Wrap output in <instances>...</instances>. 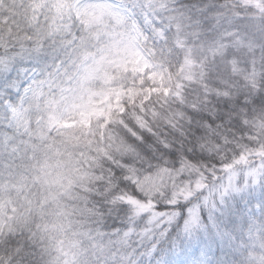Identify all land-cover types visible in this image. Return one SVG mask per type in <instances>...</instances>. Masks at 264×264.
Wrapping results in <instances>:
<instances>
[{
    "label": "snow or ice",
    "instance_id": "snow-or-ice-1",
    "mask_svg": "<svg viewBox=\"0 0 264 264\" xmlns=\"http://www.w3.org/2000/svg\"><path fill=\"white\" fill-rule=\"evenodd\" d=\"M101 2L108 10L109 30L116 25L143 37L141 54L151 64L146 76L163 71L158 62L173 55V39L184 22L203 14L199 5L185 0ZM78 24L74 20L72 30L61 38L64 43L52 39L47 47L0 64V162L7 164L28 152L25 138L31 137L16 130L12 113L28 106L30 115H42L46 95L54 96L53 85L63 83L74 67L69 63L73 53L93 46L91 32L97 29L86 31ZM150 83L146 80L142 87ZM210 99L216 100L214 109H188L191 118L169 134L129 117L127 99H121L104 132L110 142L123 137L131 155L107 161L89 188L80 190L85 198L77 207L87 236L81 238L74 264H264V136L245 123L264 109V75L255 94L242 92L234 103ZM160 168L167 171L170 186L153 195L144 190V181ZM221 172L228 178L226 185ZM129 197L141 206L135 208ZM228 200L234 202L235 215L242 216L255 204L259 216L250 212L240 223L233 218L231 227L220 231L217 213L228 209ZM213 244L221 247L213 252ZM222 250L225 259H208Z\"/></svg>",
    "mask_w": 264,
    "mask_h": 264
},
{
    "label": "trees",
    "instance_id": "trees-1",
    "mask_svg": "<svg viewBox=\"0 0 264 264\" xmlns=\"http://www.w3.org/2000/svg\"><path fill=\"white\" fill-rule=\"evenodd\" d=\"M185 3L199 5L203 14L186 20L173 39L171 92L152 94L129 108V117L145 126L154 125L158 133L178 131L191 118L188 109L199 110L202 105H206L204 111L214 109L216 100L211 97L234 103L242 92L255 94L264 75V0ZM6 17L0 5V64L13 55L51 43L42 25L34 28L28 13L20 18L25 30L31 32L28 40L5 34L2 25ZM234 17L251 24L246 39L223 38ZM245 123L253 133L264 136V109L257 110ZM25 143L27 155L22 151L14 161L0 162V264H74L81 238L87 236L77 207L85 198L80 190L89 188L98 178L96 172L106 169L107 161L131 155L130 149L123 137L118 142L107 139L105 150L85 147L78 152L52 148L39 139L26 137ZM5 201L12 202L2 208ZM224 221L225 212L217 213L220 231L228 230ZM211 247L216 252L221 246ZM226 257L227 252L222 250L208 259Z\"/></svg>",
    "mask_w": 264,
    "mask_h": 264
},
{
    "label": "rangeland",
    "instance_id": "rangeland-1",
    "mask_svg": "<svg viewBox=\"0 0 264 264\" xmlns=\"http://www.w3.org/2000/svg\"><path fill=\"white\" fill-rule=\"evenodd\" d=\"M0 5L7 14L2 25L3 32L20 41L28 40L31 35L20 20L26 13L30 15L34 28L42 25L48 39L61 43L65 42L61 38L72 30L74 20L79 21L77 26L82 25L86 31L97 29L91 32L95 38L93 46L78 48L73 53L69 61L74 64L70 75L64 78L63 83L57 81L53 85L57 89L54 96L46 95L42 115H30L28 106L12 113L16 130L27 132L31 139H39L52 148L71 152H78L85 147L105 150L107 138L104 125L113 119L111 113L120 105L122 98L127 99L130 108L152 94L171 92L172 57L158 62L164 65L162 72L152 71L146 76L145 69H150L151 64L146 63L141 54L143 37L138 31L125 33L117 29L116 25H112L109 30L106 19L108 10L101 0H0ZM231 20L232 25L227 24L223 38L232 37L235 41L246 39L250 33L247 27H251V24L239 22L235 17ZM254 34L252 31L251 35ZM96 39L100 40L98 44ZM146 80L151 83L142 87ZM101 117L104 118V124L100 123ZM227 182L225 176L223 183L226 185ZM166 186L170 184L165 169L144 181V190L153 195L157 192L163 194ZM129 200L135 208L141 206L139 201ZM11 202L5 201L1 207L6 208ZM227 205L228 209L220 212H225L224 228L231 227L233 218L240 223L250 212H256L259 216L255 204L245 208L242 216L232 211L233 201L228 200ZM256 258H260L258 254Z\"/></svg>",
    "mask_w": 264,
    "mask_h": 264
}]
</instances>
